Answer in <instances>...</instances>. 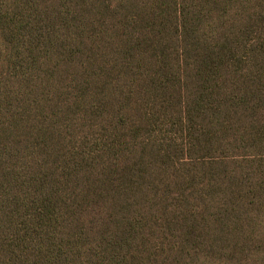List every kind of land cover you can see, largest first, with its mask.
<instances>
[{
    "label": "trees",
    "instance_id": "trees-1",
    "mask_svg": "<svg viewBox=\"0 0 264 264\" xmlns=\"http://www.w3.org/2000/svg\"><path fill=\"white\" fill-rule=\"evenodd\" d=\"M0 264H264V0H0Z\"/></svg>",
    "mask_w": 264,
    "mask_h": 264
}]
</instances>
